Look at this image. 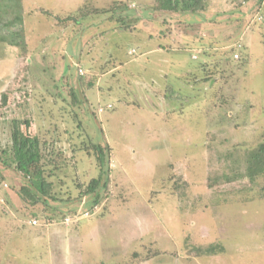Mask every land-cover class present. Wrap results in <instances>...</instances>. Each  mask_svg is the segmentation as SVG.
Wrapping results in <instances>:
<instances>
[{"label":"rangeland","instance_id":"1","mask_svg":"<svg viewBox=\"0 0 264 264\" xmlns=\"http://www.w3.org/2000/svg\"><path fill=\"white\" fill-rule=\"evenodd\" d=\"M155 2L0 0V264H264V176H241L264 136V0ZM27 117L51 182L34 204L10 152Z\"/></svg>","mask_w":264,"mask_h":264},{"label":"trees","instance_id":"2","mask_svg":"<svg viewBox=\"0 0 264 264\" xmlns=\"http://www.w3.org/2000/svg\"><path fill=\"white\" fill-rule=\"evenodd\" d=\"M206 7V0H156L155 6L152 9L165 13H195L197 11L205 10ZM127 26L131 27L133 25L131 23L126 25L123 22L122 27ZM2 39L3 38H0V41ZM77 68L79 71L80 67ZM82 75L83 73L79 72V77L77 76L76 78L78 81V84L76 83L77 87L70 90V94H72L74 98V103H78L79 101L85 102L86 100L81 97V86L84 84L89 86L92 85V80H85L86 78ZM7 100V94L3 93L2 104L5 105ZM30 124L31 119L28 117L21 121L17 118H13L11 120L12 127L10 135V152L14 162V169L19 172L20 175L26 180V182L19 188L18 193L24 199H27L30 203L34 204L35 202L50 196L49 190L51 189V182L47 180L44 172V167L41 160L42 141L39 137V134L25 129V127L30 126ZM91 148L96 158V166L99 168V173L96 178H92L88 182L84 192L86 195H88V199L91 201L90 205L93 206L94 204L100 203L102 192L107 190L109 147L106 144L102 145L96 143L93 144ZM56 166L58 165L56 164L55 167ZM241 176L245 177L250 186L249 188L255 189L256 186L259 185V178L264 176V136L256 147L245 152L244 170ZM224 180L229 182L232 180V178H230L228 175H225ZM208 181L215 183L212 178H209ZM249 188L245 186V188H241L239 191H247ZM258 197H264V183L260 185ZM209 249H211V247H209L208 250ZM137 255L138 252H135L134 256L136 257Z\"/></svg>","mask_w":264,"mask_h":264},{"label":"built area","instance_id":"3","mask_svg":"<svg viewBox=\"0 0 264 264\" xmlns=\"http://www.w3.org/2000/svg\"><path fill=\"white\" fill-rule=\"evenodd\" d=\"M237 47H240V44H238ZM130 52H131V51H130ZM237 56H238L237 54H234V57H237ZM79 72H80V73H83L82 70H81V68H79ZM87 212H88V211H86L85 213H87ZM79 214H80V213L77 212V214H75V216L72 217V220L74 221L75 219H77L78 216H79ZM69 220H70V218H65V223H68ZM31 223L35 224V223H36V220H32Z\"/></svg>","mask_w":264,"mask_h":264}]
</instances>
